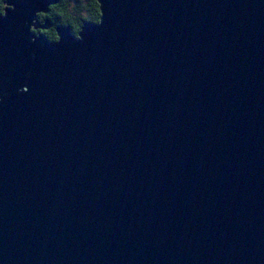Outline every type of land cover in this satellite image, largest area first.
Listing matches in <instances>:
<instances>
[{
	"label": "water",
	"instance_id": "1",
	"mask_svg": "<svg viewBox=\"0 0 264 264\" xmlns=\"http://www.w3.org/2000/svg\"><path fill=\"white\" fill-rule=\"evenodd\" d=\"M97 2L0 15V264H264V0Z\"/></svg>",
	"mask_w": 264,
	"mask_h": 264
},
{
	"label": "trees",
	"instance_id": "2",
	"mask_svg": "<svg viewBox=\"0 0 264 264\" xmlns=\"http://www.w3.org/2000/svg\"><path fill=\"white\" fill-rule=\"evenodd\" d=\"M4 1L0 0V13L4 7ZM52 5L47 15L39 17L40 22L45 19L52 21L53 28L43 32L48 40H57L55 29L59 26H70L72 33L77 34L84 22L97 23L99 20V7L95 0H57ZM57 16V17H56ZM41 24V23H40ZM39 30V29H38ZM36 30L35 34L41 32Z\"/></svg>",
	"mask_w": 264,
	"mask_h": 264
},
{
	"label": "bare ground",
	"instance_id": "3",
	"mask_svg": "<svg viewBox=\"0 0 264 264\" xmlns=\"http://www.w3.org/2000/svg\"><path fill=\"white\" fill-rule=\"evenodd\" d=\"M4 8H8L7 6L6 7H4ZM4 10V9H3ZM49 13V12H48ZM47 13V14H48ZM1 14V13H0ZM5 14V13H4ZM47 14H38L37 15V17H36V20H35V22L33 23V26H32V28H31V32L33 33V34H35V30L36 29H43L42 27H45L44 28V30H42V31H47V29H49V28H53L52 26H53V23H52V21H50V20H44L45 21V24L43 25L42 24V26H40L39 25V22H38V19H39V17L41 16V15H47ZM57 17V16H56ZM47 26H49V27H47ZM47 27V28H46ZM60 27V26H59ZM59 27H57L56 28V30L59 28ZM35 35H37V34H35ZM38 35H42V34H38ZM37 35V36H38ZM44 36V35H43ZM45 37V36H44ZM58 37V36H57ZM46 38V37H45ZM47 39V38H46ZM48 40V39H47Z\"/></svg>",
	"mask_w": 264,
	"mask_h": 264
},
{
	"label": "rangeland",
	"instance_id": "4",
	"mask_svg": "<svg viewBox=\"0 0 264 264\" xmlns=\"http://www.w3.org/2000/svg\"><path fill=\"white\" fill-rule=\"evenodd\" d=\"M95 1L97 2V0H95ZM4 2H5V1H4ZM57 2H58V1H57ZM97 4H98V2H97ZM6 6H7V5H6ZM50 7H51V6H50ZM98 7H99V4H98ZM99 19H100V9H99ZM45 20H47V19H45ZM98 22H99V20H98ZM98 22H97V23H98ZM84 23H91V22H84ZM84 23L82 24V26L84 25ZM42 24L44 25L45 23H44V22H41V24L39 23L40 26H42ZM82 26H81V29H82ZM63 27H67V28H69L70 31H71L70 26L66 25V26H63ZM50 29H51V28L47 29V31L50 30ZM81 29H80V30H81ZM36 30H38V29H36ZM36 30H35V31H36ZM42 30H44V29H39V30H38V31L41 32L40 34H43V32H45V31H42ZM55 31H56V29H55ZM79 32H80V31H79ZM79 32H78V33H79ZM71 33H72V31H71ZM78 33H77V34H78ZM72 34H74V33H72ZM77 34H74V35H77Z\"/></svg>",
	"mask_w": 264,
	"mask_h": 264
},
{
	"label": "flooded vegetation",
	"instance_id": "5",
	"mask_svg": "<svg viewBox=\"0 0 264 264\" xmlns=\"http://www.w3.org/2000/svg\"><path fill=\"white\" fill-rule=\"evenodd\" d=\"M6 1H7V0H5V2H4V7H6ZM56 2H57V0H56ZM4 7H3V9L5 10L6 8H4ZM4 10H2V12H1L0 15H4V13H5ZM38 22L41 23L39 19H38ZM52 27H53V26H52Z\"/></svg>",
	"mask_w": 264,
	"mask_h": 264
}]
</instances>
